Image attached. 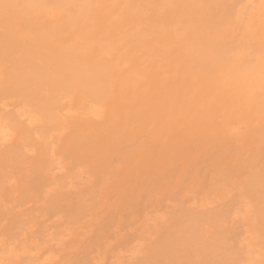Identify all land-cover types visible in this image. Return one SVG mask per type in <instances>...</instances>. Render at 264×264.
Segmentation results:
<instances>
[{
	"label": "bare ground",
	"instance_id": "6f19581e",
	"mask_svg": "<svg viewBox=\"0 0 264 264\" xmlns=\"http://www.w3.org/2000/svg\"><path fill=\"white\" fill-rule=\"evenodd\" d=\"M260 54L264 0H0V264H264Z\"/></svg>",
	"mask_w": 264,
	"mask_h": 264
},
{
	"label": "rangeland",
	"instance_id": "374dc122",
	"mask_svg": "<svg viewBox=\"0 0 264 264\" xmlns=\"http://www.w3.org/2000/svg\"><path fill=\"white\" fill-rule=\"evenodd\" d=\"M253 57V56H252ZM250 57V58H247V59H250V61H246V59L244 60L246 65L244 66V69H247V73H248V76L249 78L251 79H256V78H260V77H263L264 76V55L260 54V55H256L254 56L253 58ZM259 57V58H258ZM252 58V59H251ZM257 58V59H256ZM255 60H256V63H255ZM258 61L260 63H258ZM253 62V64H252ZM248 63H251V64H248ZM255 64V65H254ZM252 65V66H251ZM259 67V68H258ZM251 69V70H250ZM262 69V70H261ZM255 70V71H254ZM253 71V72H252ZM255 72V73H254ZM253 75V76H252ZM256 78H255V77Z\"/></svg>",
	"mask_w": 264,
	"mask_h": 264
}]
</instances>
